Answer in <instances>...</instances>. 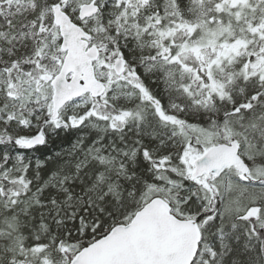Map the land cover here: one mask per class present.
I'll use <instances>...</instances> for the list:
<instances>
[{
	"label": "snow or ice",
	"instance_id": "obj_1",
	"mask_svg": "<svg viewBox=\"0 0 264 264\" xmlns=\"http://www.w3.org/2000/svg\"><path fill=\"white\" fill-rule=\"evenodd\" d=\"M0 264H264V0H0Z\"/></svg>",
	"mask_w": 264,
	"mask_h": 264
}]
</instances>
